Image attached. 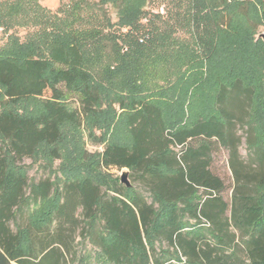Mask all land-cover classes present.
Here are the masks:
<instances>
[{
	"label": "trees",
	"instance_id": "16d2710c",
	"mask_svg": "<svg viewBox=\"0 0 264 264\" xmlns=\"http://www.w3.org/2000/svg\"><path fill=\"white\" fill-rule=\"evenodd\" d=\"M45 39L44 54L0 56L4 104L40 99L34 115L0 111V264H72L78 238L108 264H264V136L254 134V88L241 78L217 82L212 113L173 127L158 103L118 98L129 143L105 145L99 165L128 170L151 202L117 182L106 195L90 177L57 187L49 177L30 180L22 163L41 145L59 158L63 126L83 128L101 96L77 38ZM237 129H245L247 165ZM220 148L234 181L229 202L211 167ZM55 193L53 210L31 222L29 209Z\"/></svg>",
	"mask_w": 264,
	"mask_h": 264
},
{
	"label": "rangeland",
	"instance_id": "374dc122",
	"mask_svg": "<svg viewBox=\"0 0 264 264\" xmlns=\"http://www.w3.org/2000/svg\"><path fill=\"white\" fill-rule=\"evenodd\" d=\"M53 32L66 41L71 34L77 38L101 103L83 128L63 126L59 158L41 145L23 161L30 180L49 177L60 187L90 177L111 195L122 170L101 168L99 157L107 144L129 143L118 98L158 103L173 127L211 114L214 85L241 78L255 92L254 134L264 136V44L255 41L264 33V0H0V56L44 54L45 38ZM2 110L34 115L40 99L6 105L0 89ZM236 136L240 161L247 165L245 129ZM228 160L220 148L211 166L224 181L227 202L234 185ZM56 203L55 193L33 205L30 221L42 223ZM77 244L72 264H108L88 240L78 238Z\"/></svg>",
	"mask_w": 264,
	"mask_h": 264
},
{
	"label": "water",
	"instance_id": "95a60500",
	"mask_svg": "<svg viewBox=\"0 0 264 264\" xmlns=\"http://www.w3.org/2000/svg\"><path fill=\"white\" fill-rule=\"evenodd\" d=\"M256 41L261 40L262 43L264 44V33L259 34V36H256ZM129 172L126 169L122 170V173L119 177V183L123 186H125L127 189H130L132 184L129 183Z\"/></svg>",
	"mask_w": 264,
	"mask_h": 264
}]
</instances>
